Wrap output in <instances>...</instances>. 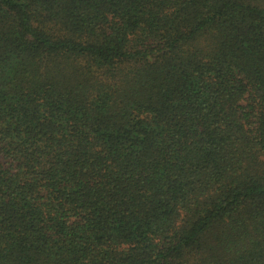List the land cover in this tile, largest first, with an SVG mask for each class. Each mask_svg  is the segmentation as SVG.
Masks as SVG:
<instances>
[{
  "label": "trees",
  "instance_id": "obj_1",
  "mask_svg": "<svg viewBox=\"0 0 264 264\" xmlns=\"http://www.w3.org/2000/svg\"><path fill=\"white\" fill-rule=\"evenodd\" d=\"M0 264H264V0H0Z\"/></svg>",
  "mask_w": 264,
  "mask_h": 264
}]
</instances>
